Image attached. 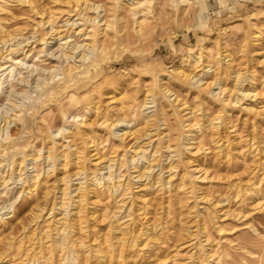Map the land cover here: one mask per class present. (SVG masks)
I'll list each match as a JSON object with an SVG mask.
<instances>
[{"label":"rangeland","instance_id":"1","mask_svg":"<svg viewBox=\"0 0 264 264\" xmlns=\"http://www.w3.org/2000/svg\"><path fill=\"white\" fill-rule=\"evenodd\" d=\"M33 1L37 6L35 12L29 6L6 3L7 8L12 10L0 12L4 28L14 34L21 33L23 37L26 34L27 36L36 35V37L40 34L37 38L48 37L45 36L48 27H44L42 22L52 17L56 20L53 21L56 22L55 27L59 26L58 29L62 31L61 35H65L66 28L69 27L64 25L67 19L65 17H68L64 14L69 7L63 5L67 0H58L60 1L58 3L53 0ZM90 2L102 4V8L107 12H101L99 19L102 17L112 23L110 29L100 34L104 35L103 38L107 37V34L112 35L106 39L107 43L111 40L108 44L110 46L100 52L98 57L95 53L91 54L93 65L82 64L81 70L76 73L78 76L74 74L70 82L65 83L66 88L64 84H61V80L57 79L51 86L43 90L38 87V90L35 87L36 80L40 76L48 77L49 68L63 60L64 66L71 64L75 67V62L73 59H65L64 55L62 58L57 57L63 51L70 53L67 45L65 46L68 49L59 46L57 37L49 39L50 43L46 46L47 52L42 51L46 48L40 42H33L34 38H30V42L23 43L25 51L19 52L21 53L19 57L25 58V53L31 55L24 59L27 63L23 69V76L27 77L30 69L35 71L27 78L30 83L16 87L18 91L28 90L29 93L23 96L22 93L11 92L10 85L5 82L0 94V115L12 108L11 102L24 103L25 106L19 110L24 113L22 122L11 128L13 136H0L1 170L6 175L12 171L13 166L17 169L18 176L22 178L21 180L17 177L20 180L16 178L5 188L0 187V257L5 255L2 261L0 260V264H26L29 260L30 264H52L48 262L50 251L48 247L46 248L48 239L45 234L52 225V220L60 217L58 230H56L57 240L63 239L68 234L72 235L76 242L74 247L77 248L78 245L77 250L80 255L88 257L86 264H102L94 253L86 252L89 248L105 246L104 241L111 239L116 233L107 215L109 207H107L101 185L95 186L98 197L93 198L96 200L95 203L92 199L93 192H90L92 186L85 191L88 193L85 198L89 197V201L85 199L84 203L79 202L75 209L69 194L65 195L64 203L57 204V201L61 195L59 192L61 177L70 176L82 166L88 174L72 177V186L73 188L88 185L90 187L91 179L106 175L107 170H100V167L104 166L109 158L120 161L113 164L115 167L111 170L112 174L124 177L125 180L123 179L122 182L131 181L134 187L135 203L133 206L136 208L133 207L130 212L132 217L126 211L129 205L120 210V214L127 217L124 221L127 220L126 222L129 223L128 218L131 217L134 220L132 228L135 225L136 228L143 227L148 233L156 235V239L150 240L149 245L144 247L146 242L142 237L139 241L142 247L139 244L138 249L132 252L133 258L127 261L128 264H199L204 257L202 248L199 247L201 245L197 244L204 240V232L207 230L212 238L215 237L213 239H216L215 243L218 244L216 247L220 253L222 252L224 259L228 261L236 259L234 264H246L250 256L248 253L254 247L244 242L245 237L258 236L261 240L264 239V208H256L257 203L260 205L264 203V0H196L198 5L194 4L191 9H183L185 8L183 6L180 15L170 3L155 0V9L163 14H159V17L163 18L161 17L158 23L147 15L146 17L151 23L153 22L152 25L156 26V29L149 31L146 39H142L141 42L130 44L118 41L114 36L116 31L124 25L127 26L122 29L126 32L120 30L123 35L125 33L135 34L136 20L128 8L129 0H117V2L116 0H91ZM48 7H51L50 11L56 8L53 11L55 15L52 11L49 12ZM60 9L63 10V12L60 11L62 13L59 12ZM87 12L88 16H97L92 11ZM76 18V16L73 17V20ZM88 27L94 26L87 23V25H81L79 29ZM94 28L96 32L100 31L99 27ZM77 29L76 26L75 30ZM84 31L85 29L79 34L73 33L76 42H87ZM0 35L4 34L1 32ZM124 46L134 52L125 49ZM199 52L203 53V57L207 60L208 67L206 68H211V71L205 73L204 65L198 63V60L184 63V70L209 81L214 78L220 80L228 88L235 87L237 82L235 75L240 73V79L243 81H239L237 85L241 84L250 91L256 89V92L260 94L253 99L254 101L246 100L244 103L242 100L240 103L226 105L209 94L202 93L198 88L181 82L175 71L176 65L184 55ZM224 57L225 59L222 60ZM28 66L29 68H26ZM251 75L254 77V82H251ZM31 82H33L32 85H30ZM162 86L171 89L180 101L184 102L182 105L184 108H178L174 102L164 97L163 99L156 97L161 108L157 102L149 103L152 107L147 109L141 106V100L144 98L142 92L153 90L154 93L160 95ZM217 87L218 83L214 84L213 89ZM136 95L139 96L137 100H132L133 96L137 97ZM247 104L253 106L258 113L248 111L245 108ZM85 105L91 107L89 112L85 109ZM189 111L192 112L187 114ZM64 113L86 115V123H89L90 119H95L96 116L98 119L103 117L108 121L124 119L125 122L119 124L113 130L114 132L109 133L99 124H96L93 129L88 125H78L73 121L66 122L62 119ZM189 115H192L191 123L198 124L192 132V137L196 142L193 152L183 147L185 143L183 132H186V128L181 123ZM219 116L222 120L220 127L218 129L210 127V123L216 122ZM154 117L156 118L153 119ZM57 127L71 129V133L68 134L70 137H67V140L71 142L57 138L60 141L59 144L63 145L59 147L56 156L70 154L67 166H64L63 161L59 159L50 162V165L43 159L48 149L53 146V140L56 139L51 136L50 130ZM128 131L133 134H126V140L121 144L120 135ZM81 134H85L86 141L91 142L90 148ZM149 134L153 135V140L149 139ZM136 141L148 150L144 158L136 156L137 166L139 168L154 166L148 178L133 179L126 165V156L127 158L132 156L130 148ZM150 141H152L151 144ZM254 142L257 149L251 148ZM67 144H73L75 149L71 151ZM200 144L206 148L205 152L198 151ZM167 145H170L171 149H168ZM90 151L91 154H89ZM95 153L96 156L90 159V155ZM29 154L36 158L32 163L27 160ZM85 155H87L86 159ZM97 157L99 158L95 159ZM21 161L25 163L20 165ZM97 162H100V165L94 164ZM174 165L178 166L173 172L174 177L171 178L170 183L162 187L161 180L169 181L170 172L168 170ZM196 165H199V168H207L208 178L203 180L201 176L194 179L191 169ZM200 174L202 172L195 175ZM259 177L262 181H259L261 179ZM254 183L262 185L260 190L263 192L259 191L257 195L250 196ZM11 206H15L14 211H11ZM61 206L66 210L62 211ZM38 208H44V211H42L40 220L36 221L33 219V214L39 212ZM76 212H78L77 215ZM65 213H68L69 217ZM71 219L74 221L72 222ZM219 225L223 226L224 232L217 231ZM198 239H201L200 242ZM19 245H23L22 248ZM27 249L30 251L26 252ZM37 251L42 252L36 254ZM56 257H62V254L56 252ZM70 258L72 259V256ZM81 264L84 263L81 261ZM115 264H125V262L119 259Z\"/></svg>","mask_w":264,"mask_h":264},{"label":"bare ground","instance_id":"2","mask_svg":"<svg viewBox=\"0 0 264 264\" xmlns=\"http://www.w3.org/2000/svg\"><path fill=\"white\" fill-rule=\"evenodd\" d=\"M55 3H58L60 1L58 0H53ZM64 1V0H63ZM91 1V0H90ZM88 0H67L64 2V5H67L69 7L68 10H65V14L64 15H68V17H65L67 19H65L64 21V25H68V29L66 28V33L65 35H61L62 31H60L58 29V27L56 28L54 24H56V22L54 23L53 21H56L54 20L52 17H49L47 20H45L44 22H42V25L45 27H48V30H46V34L45 36H48V37H43V38H37V37H40V34L39 36L36 37V35H28L26 34L25 37H23V35L21 36L20 34L21 33H16L14 34L11 33L10 31H7L5 28H4V25H2L1 23V20L2 18H0V34L1 32L4 34L3 36L0 35V94L2 93V90L4 89V83L5 82H8V85H10V89H11V92H14V93H22L23 96L24 95H27L29 92L28 90H24V91H18L16 89V87L21 84H28L30 83L29 80L27 79L29 76H31L33 73H34V69H30V71L28 72L27 74V77L23 76V69L25 68L26 66V61L24 59H26L27 56H31L27 53H25V58H20V54L19 52H24L25 51V48H23V43L25 41H28L30 42V38H34V41L33 42H40V44L43 45L44 48H46L45 50L41 49L43 52H47L48 49H47V45L48 43H50V38H54V37H57V40L59 39V46H63L64 48L66 47L65 45L68 46V48H70V53L68 52H62L61 55H58L57 57L58 58H62V55H64V58L65 59H73V62L74 63V66L73 65H63L62 62H64V60L57 64H55L53 67L49 68V76L48 77H39L37 80H36V84H35V87H41L42 90L44 88H47L48 86H51V84L59 79L61 80V84L65 86V83H68L70 82L71 78L74 76V74H76L79 70H81L82 68V64H91V66L93 65V62H91V54L92 53H95L96 56L98 57L99 53L102 52L104 49H106L109 44V41L107 43L106 39L111 35L108 36V34L106 35L107 37L103 38L104 35H100V34H103L102 31L106 32L108 30V28L110 29L112 26V23L108 22L109 20H104L102 17L101 19L100 18V15H101V12H107L104 10V8H102V4H97L95 2H90ZM119 1V0H118ZM157 1V0H156ZM165 2H168L172 5L173 8H175V10L177 11V14L180 15L181 12H182V7L184 6L185 8L183 9H191L193 8L194 4H196V0H164ZM17 3V4H20V5H24V6H29L31 7V9L35 12L37 10V6H36V2L34 3L33 0H0V12H8V11H11L12 9H8L7 6L5 5L6 3ZM117 2V0H116ZM164 2V5L166 4ZM123 3V2H122ZM160 3V2H159ZM16 4V5H17ZM114 4V3H113ZM158 4V3H156ZM162 4V2H161ZM160 4V6H161ZM9 5V4H8ZM62 5V4H61ZM121 5V4H119ZM198 5V4H196ZM12 6V5H11ZM71 6H73L71 8ZM104 6V5H103ZM113 6V5H112ZM125 6V5H124ZM159 6V5H158ZM13 7V6H12ZM20 7V6H19ZM59 7H62V6H59ZM126 7V6H125ZM11 8V7H10ZM51 8V7H48V9ZM115 8V7H114ZM128 8H130V12H132L133 14V18L136 20V28L134 29L135 30V34H127L125 33V35H123V30L122 28L123 27H126L127 25H124L121 29L123 30H117L116 31V35H114L118 41H124L125 43L127 44H130L132 42H141L142 39H146V36L148 35L147 33L149 31H152L156 26H153L151 21H149V19L146 17L147 15H150V17H152L156 22L159 21V19L162 17L160 16L159 17V12L158 10L155 9V0H129V6ZM158 8V7H157ZM162 9H164L163 7H160ZM45 9V8H44ZM64 9V8H63ZM66 9V8H65ZM56 10V8H55ZM53 10V11H55ZM92 11L93 13H95V15L97 14V16L95 17H91V16H88L87 15V11ZM126 10V9H125ZM165 10V9H164ZM47 11V10H46ZM52 11V10H51ZM50 9H49V12H51ZM52 11V13H53ZM63 10H59V12ZM161 11V10H160ZM60 12V13H62ZM123 12V11H122ZM126 12V11H125ZM11 13V12H9ZM39 13V12H38ZM41 13V12H40ZM55 13V12H54ZM53 13V14H54ZM128 13V12H127ZM12 14V13H11ZM43 14V13H41ZM47 14V13H46ZM106 14V13H105ZM55 15V14H54ZM60 15V14H59ZM120 15V14H119ZM123 14H121L122 16ZM160 15H163V14H160ZM185 15V14H184ZM48 16V14H47ZM50 16H52V14H50ZM77 17L75 20H73V17ZM105 16V15H104ZM128 16V14L126 15ZM186 16V15H185ZM15 17V16H14ZM108 17V16H106ZM113 17V16H112ZM115 17V16H114ZM55 18V17H54ZM58 18V17H57ZM82 18V20H81ZM163 18V17H162ZM45 19V18H44ZM56 19V18H55ZM64 20V19H63ZM76 20H81L80 22L76 21ZM128 20V19H127ZM151 20V19H150ZM58 21V20H57ZM116 21V20H115ZM3 22V20H2ZM41 23V21L39 22V24ZM63 23V22H62ZM87 23L93 25L94 27H102L104 26L102 29H100L99 32H96L95 31V28L94 27H88V28H84L85 31H84V34L86 36V39H87V42H84V43H79L78 41L76 42L73 38V33L75 34H79L80 31L84 30V29H79L81 25H87ZM114 23V22H113ZM117 23V22H116ZM128 23V22H127ZM159 23V22H158ZM80 24V25H79ZM123 24V23H122ZM60 25V23H59ZM63 25V26H64ZM77 26V30H75L76 26ZM158 25V24H157ZM117 28V27H116ZM98 29V30H99ZM129 29V27H128ZM156 29V28H155ZM154 29V30H155ZM88 30V31H87ZM17 31V30H16ZM94 32V33H91V32ZM130 31V30H129ZM20 32V31H19ZM120 32L122 34H120ZM126 32V31H124ZM128 32V31H127ZM37 32H35L36 34ZM150 33V32H149ZM152 33V32H151ZM83 35V34H82ZM100 35V37H98ZM112 36V35H111ZM20 37V38H19ZM23 37V38H21ZM84 37V36H83ZM85 39V38H84ZM111 39V38H110ZM114 39V38H113ZM109 40V39H108ZM82 42V41H81ZM116 43V42H115ZM124 43V44H125ZM123 44V45H124ZM126 44V45H127ZM71 46V47H69ZM42 47V48H43ZM67 48V47H66ZM67 48V49H68ZM125 49H128L130 50L131 52H134L133 50H131L130 48H126V46H124ZM109 49V48H108ZM63 50V49H62ZM38 51V50H37ZM41 51V52H42ZM105 51V50H104ZM30 52V51H29ZM35 53V52H34ZM39 53V52H38ZM37 53V54H38ZM51 54H54L53 52H51ZM221 54V53H220ZM34 55V54H33ZM40 55V54H39ZM44 55V54H43ZM46 55V54H45ZM56 55V54H54ZM206 55V54H205ZM204 55V56H205ZM37 56V55H36ZM221 56V55H220ZM39 57V56H38ZM37 57V58H38ZM93 58V57H92ZM34 59V58H33ZM39 59V58H38ZM225 59L222 58V60ZM190 60H198V63H201V65H204V72L205 73H209L211 70V68H206L208 67V65L206 64L207 60H205V58L203 57V53L199 52L197 54H188V55H184L181 59V61L176 65V73L178 75V78L181 79V82L183 83H186V84H189L191 86H194L195 88H198L200 91H202V93H207L209 94L210 96H212L213 98L217 99L219 102H222L226 105H229V104H236V103H240L242 102V100H244V103L246 100H252L254 101L253 99H255L257 97L258 94H260L259 92H256V89H253L252 91H250L248 88H245L243 87V85H237L239 81H243L242 79H240V73H236V77H237V82H236V85L234 88H228L227 86H225L223 83H221L220 80H217L214 79L212 81H209L203 78H201L200 76L194 74V73H190V72H187L186 70H184L183 68V65L184 63L190 61ZM68 61V60H67ZM66 62V60H65ZM91 62V63H90ZM98 62H99V59H98ZM78 63H81L78 65ZM196 63V61H195ZM101 65V64H100ZM228 65V64H227ZM21 68L20 70L18 69L19 67ZM30 66V65H29ZM26 67V68H29ZM35 66V65H33ZM37 68V66L35 67ZM96 68V67H95ZM84 69V68H83ZM43 70V69H42ZM18 71V72H16ZM213 72V71H212ZM17 73V74H16ZM89 74V72H88ZM78 76V74H76ZM17 76H19L17 78ZM84 76V75H83ZM88 76V75H87ZM76 77V76H75ZM84 78V77H82ZM251 82H254V77L251 75ZM75 80V79H74ZM77 80V79H76ZM33 82H31L30 85H32ZM218 83V87L216 89H213V86L214 84ZM7 85V86H8ZM67 85V84H66ZM69 86V85H68ZM18 87V88H19ZM67 86H65L64 88H66ZM70 87V86H69ZM38 88V90H39ZM72 89V88H71ZM53 90V88L51 89ZM64 91V89H62ZM61 90V91H62ZM144 98L141 100L142 102V107H144L145 109H147L148 107H152V106H149V103L151 102H157V98H160V99H163L162 97H164V99H168L169 101H172L174 102L178 108H184V102L180 101V98L169 88L165 87V86H162L161 88V94L159 95L158 93H154L153 90H149V91H144L142 92ZM137 96V95H136ZM61 97V95H60ZM134 98L131 99L132 100H137V97L133 96ZM142 98V97H140ZM133 101V102H134ZM165 101V100H164ZM139 102V101H138ZM140 102V103H141ZM60 103V102H59ZM76 103V102H75ZM78 103V102H77ZM76 103V104H77ZM80 103V102H79ZM173 103V104H174ZM12 104V108L13 110H6L5 111V114L1 113L0 115V118H1V121H0V136H6V137H12L13 134H12V127L13 126H18L20 125V123L22 122V118H23V115L24 113L20 112L19 110H22L25 106H24V103H13L11 102ZM159 108H161V105H160V102H157ZM89 105V104H87ZM132 105V104H131ZM156 106V105H155ZM163 107V106H162ZM120 108V107H119ZM124 108V107H123ZM129 108H130V105H129ZM134 108V107H132ZM165 108V107H164ZM227 108V107H226ZM248 111H253L254 113H258L257 110L253 107V106H250L249 104L246 105L245 107ZM26 109V108H25ZM85 109L87 110V112L90 111L91 107H88L85 105ZM93 109V108H92ZM140 109V108H139ZM228 109V108H227ZM142 110V109H141ZM24 111V110H23ZM96 111V110H95ZM11 112V113H10ZM61 112V111H60ZM59 112V114H60ZM192 111H189L187 112V114H190ZM183 113V112H182ZM58 114V115H59ZM181 114V113H180ZM61 115V114H60ZM59 115V116H60ZM155 116V115H154ZM185 116V115H184ZM106 117V116H105ZM113 118V117H112ZM156 117H154L153 119H155ZM220 116L216 118V122H211L210 123V127L212 128H216L218 129L221 125V121L220 120ZM66 122H70V121H73V122H76V124L78 125H88L90 126L91 128L95 129V125L96 124H99V126L101 127H104L108 130V132H114L113 130L121 123L125 122L124 119H115V120H112V121H108L106 118L104 119L103 117L101 118H97V116L95 117V119H90V122L89 123H86L87 121V117L86 115H81V114H66L64 113L63 114V118ZM178 119V117H177ZM162 120V119H161ZM188 120V123H186V121ZM192 115L190 116H186L185 120L181 123L183 125V127H185L186 129V132L184 133L183 132V135H184V138H185V143L183 144V147L190 151V152H193V148H194V144L196 143L195 140H194V137L192 132L193 130L195 129V126L198 125V124H193L191 123L192 121ZM160 121V120H158ZM163 121V120H162ZM190 121V122H189ZM153 122V121H152ZM165 122V121H164ZM180 122V121H179ZM153 126V125H152ZM71 127V126H70ZM97 127V126H96ZM197 127V126H196ZM157 128V127H156ZM92 130V129H91ZM83 131V130H81ZM80 131V132H81ZM156 131V129H155ZM158 131V129H157ZM2 133V134H1ZM50 133H51V136H53V138L55 140H53V146L50 147L46 153V155L43 157V159L46 161V162H49V165H50V162H54L56 159H59V160H62L63 161V165L64 166H67L68 164V161H69V155H63V156H59L57 157L56 156V152L59 150V147H61L62 145L59 144L60 141H58L57 138H62L63 140H66L68 142H71V140H67V137H70L68 134L71 133V129L69 127H57V128H53L50 130ZM68 136H67V135ZM129 134H133V133H130L129 131L128 132H124L120 135V142L121 144L124 143V141L126 140V136ZM157 134V133H155ZM160 134V133H159ZM74 135V134H73ZM79 135V134H78ZM82 135V134H81ZM85 135V134H84ZM84 135H82V137L84 138V140L86 141V138L84 137ZM149 139H152V136L151 134H149ZM73 137V136H72ZM75 137V136H74ZM3 138V137H2ZM88 138V137H87ZM163 139V137H162ZM171 139V138H170ZM153 140V139H152ZM155 140V139H154ZM62 142V141H61ZM152 141H150V144H151ZM200 142V141H199ZM66 143V142H64ZM91 142L90 141H86V145L89 146H92V144H90ZM170 143V142H169ZM120 144V145H121ZM126 144V143H125ZM202 144V143H201ZM198 145V151L199 150H203V152H205L206 148H204V145ZM119 145V146H120ZM124 145V144H123ZM67 146L69 147V149L74 150V145L71 144V145H68ZM76 146V145H75ZM130 147V146H129ZM133 147V149H132ZM168 149H171V146L170 145H167L166 146ZM254 147L255 149H257V147H255V142L251 144V148ZM96 148V147H95ZM109 148V146H108ZM127 148V147H126ZM160 149V148H159ZM94 150V149H93ZM130 150H132V156L127 158L126 156V165H128V170L130 171V177H132L133 179H136V178H148V176H150L151 172L153 171L154 169V166H151L150 168L148 167H144L142 166V168H139L137 166V158L136 156H139V157H142L144 158L145 157V153H146V150L145 148H143L142 146H140L138 144V141H136L130 148ZM113 151V150H112ZM110 151V152H112ZM196 151V152H198ZM263 151V149H262ZM40 152V151H38ZM148 152V150H147ZM183 152V151H181ZM89 153V152H88ZM154 153V152H153ZM91 154V151L90 153ZM112 154V153H111ZM117 154V153H116ZM121 154V153H120ZM140 154H142L140 156ZM59 155V154H57ZM62 155V154H61ZM88 155V154H87ZM87 155L84 156V158L86 157L87 158ZM109 155V154H108ZM115 155V154H114ZM127 155V154H126ZM153 155V154H151ZM72 156V155H71ZM94 156H96V153L93 154V155H90V159L93 158ZM121 156V155H120ZM125 156V154L123 155ZM29 157V158H28ZM78 157V156H77ZM28 158V159H27ZM27 160L31 161H34L36 158L33 157L32 154H29L27 155ZM82 158V157H79V159ZM85 158V159H86ZM99 157L95 158V159H98ZM157 158V157H156ZM183 158V157H182ZM78 159V160H79ZM83 160V158L81 159ZM88 160V159H87ZM120 162L119 160L117 159H113V158H109L108 160H106V164L104 166H101L100 167V170L102 169H106L107 172L106 175H103V177L101 178H96L95 179H91V185L90 187L88 186H78V187H75L73 188L72 186V177L74 176H81V175H85L87 176L88 172L85 170L84 167L81 166V168H79L78 170H75L70 176H66V177H61L59 179V181L61 182V187L59 188V192L61 193V195L59 196V201H57V204H62L65 202V195L69 194L70 197H72V204L74 203V209L77 207L76 205L80 202L84 203L86 200L85 199H88L89 201V197L85 198L86 196V193L85 191L87 190V188H92L90 189V192H93V196H92V199L93 198H98L97 197V191H96V187L97 185H101V188H103V192L105 194V199H106V202L108 204L107 207H109V211H108V216L111 220V224H113L114 226V231L116 232L114 236L111 237V239H106L104 242H105V246L102 247V245H99L98 247L96 248H89V250H87L86 252L89 254V253H94V256L100 260L102 262V264H115L116 261H118L119 259H122L125 264H128L127 261H129L130 259L133 258V254L132 252H135L138 247H139V244L141 246V242H139L142 237H144V242H146L144 246H148L149 244V241L150 240H153V239H156V235L153 234V233H148L147 230H145L146 228H136V225L134 226V228H132V225H134V220L131 215V211L133 209V206L134 203H135V194L133 193V185L131 184V181H126V182H122V180L124 179L119 177V176H114L111 172V170L113 169V164H115L116 162ZM148 161V160H147ZM71 162V161H70ZM22 163H25L24 161L20 162L19 164L21 165ZM56 163V162H55ZM77 163V162H76ZM100 162H97V163H94V164H97V165H100L99 164ZM122 163V162H121ZM154 163V162H153ZM123 165V164H122ZM197 166V167H196ZM194 166V168L191 169V174L192 176L195 178H200L201 176L203 180H205L206 178H208V170L207 168L204 169V168H199L198 166L199 165H196ZM33 167V166H32ZM123 167V166H122ZM177 165H174V166H170L169 168V181H166L164 179L161 180V186L164 187L166 185V183H170L171 181V178L174 177L173 175V172L177 169ZM23 168V167H22ZM54 168V167H53ZM65 168V167H64ZM91 169V168H90ZM96 170V169H95ZM99 170V171H100ZM127 170V168H126ZM8 171V170H7ZM6 171V172H7ZM49 171V170H48ZM21 172V171H20ZM199 172H202V174L200 175H195ZM5 172H3L0 168V187H6V185L8 186V183L10 184V182L12 180H16L17 177L20 178V175L18 176V171L17 169H14L13 166H12V171L9 173H7L6 175L4 174ZM118 173V172H117ZM137 173V174H136ZM39 175V174H38ZM258 175V174H257ZM126 176V175H125ZM171 176V177H170ZM191 176V177H192ZM259 176V175H258ZM257 176V177H258ZM22 177V176H21ZM32 177V176H31ZM37 177V176H35ZM185 177V176H183ZM187 177V176H186ZM17 178V180L19 179ZM92 178V177H91ZM155 178V177H154ZM261 178V177H259ZM22 180V178H20ZM19 179V180H20ZM38 179V178H37ZM36 179V180H37ZM81 179V178H80ZM185 179V178H184ZM201 179V180H202ZM30 180H32V178H30ZM35 180V181H36ZM90 180V179H89ZM125 180V179H124ZM34 181V180H33ZM259 181H262V178L259 180ZM82 182V181H81ZM89 182V181H88ZM179 183V182H178ZM259 183V182H258ZM12 185V184H11ZM80 185V184H79ZM148 185V184H147ZM172 185V184H171ZM178 185V184H177ZM94 186V187H93ZM195 186V185H194ZM262 186V185H260ZM258 184L254 183V186H253V191L252 193H250V196L251 195H255L257 192L259 191H262L260 190L261 187H260ZM2 187V188H3ZM138 187V186H137ZM179 187V186H178ZM37 188V187H36ZM98 188V187H97ZM100 188V187H99ZM176 188V187H175ZM201 188V187H200ZM7 189V188H6ZM179 189V188H178ZM172 191V190H171ZM5 192V191H4ZM3 192V193H4ZM29 191H27L28 193ZM263 192V191H262ZM26 193V194H27ZM182 193V192H181ZM29 194V193H28ZM88 194V193H87ZM196 194V193H195ZM47 195V194H46ZM257 195V194H256ZM101 196V195H100ZM177 196V195H176ZM180 196V195H179ZM178 196V197H179ZM45 197V196H44ZM57 198V197H56ZM146 198V197H145ZM91 199V197H90ZM91 199V200H92ZM129 199V201L127 200ZM199 199V198H198ZM258 199V198H257ZM54 200V199H53ZM52 202L54 203L55 201ZM85 200V201H84ZM94 200V199H93ZM92 200V201H93ZM84 201V202H83ZM87 201V202H88ZM145 201V200H144ZM244 201V200H243ZM94 203L96 202V200L93 201ZM146 202V201H145ZM93 203V204H94ZM197 203V202H196ZM55 204V203H54ZM111 204V206H110ZM146 205V203H144ZM86 205V204H85ZM116 207L115 209H113L112 207L113 206ZM126 205H129L128 207V210L126 209V211L131 215V217L128 218V221H130L129 223H127L124 219H127V217L125 218L124 216H122L120 214V210L123 209ZM64 206V205H63ZM62 207V206H61ZM53 208V207H52ZM106 208V207H105ZM136 208V207H135ZM256 208H259V209H262L264 208V203L260 205V203H257L256 204ZM12 209L11 211H14L15 210V206H11ZM64 209L66 210V208H61L62 211H64ZM139 209V208H138ZM37 210H39V212H34L33 214V219H35L36 221L40 220V218L42 217V211H44V208H38ZM54 210V209H53ZM79 210V209H78ZM77 211V210H76ZM123 211V210H122ZM135 211V210H134ZM260 211V210H259ZM67 212V211H66ZM75 212V211H74ZM72 213L73 215L75 213ZM63 214V212H61ZM78 212H76V215H77ZM264 213V212H263ZM67 216L69 215L68 213H65ZM104 214V213H103ZM128 215V214H127ZM137 215V214H136ZM238 215V214H237ZM236 215V216H237ZM244 214H242L243 216ZM57 216V215H56ZM129 216V215H128ZM63 217V216H62ZM69 217V216H68ZM61 218V217H60ZM60 218L59 219H54L52 220V225L49 226L48 228V232L46 231V234H45V237L46 239H48V245L46 246V248L48 247L49 251H50V256L48 257V262H51L52 264H81V261L86 264V260L87 258L83 257L80 255V253L78 252L77 248H78V245H77V248H75V239L72 235H67V236H64L63 239L61 240H57V236L58 234L56 233L58 230V223H60ZM245 218V217H244ZM68 219V218H67ZM44 220V218H43ZM72 221V219H71ZM74 221V220H73ZM72 221V222H73ZM65 222V221H64ZM202 222V221H201ZM65 224V223H64ZM205 224V223H204ZM248 224V223H247ZM62 226V225H61ZM148 226V225H147ZM209 226V225H208ZM51 227H55V228H51ZM218 229L217 231L220 232V231H223L224 229L222 227L217 226ZM204 228V227H203ZM202 228V229H203ZM113 229V228H112ZM154 231V230H153ZM256 231V229H255ZM162 232V231H161ZM208 230L205 233L204 235V240H202L200 243H198L197 245L199 246V244L201 246H199L200 248H202V253H203V257L204 259H202V262H200L201 264H234L233 262L236 260H233V261H228L226 259H224V255L222 256V252L220 253L219 252V249H217L218 247V244L216 245V239H213L215 237L212 238V236L207 233ZM224 232V231H223ZM156 233V232H155ZM202 233V232H201ZM212 233V232H211ZM261 233V232H260ZM262 234V233H261ZM107 235V234H106ZM260 236V235H259ZM262 236V235H261ZM110 237V235H109ZM263 237V236H262ZM41 238V237H40ZM104 238V237H103ZM201 238V237H200ZM24 239V238H23ZM26 239V238H25ZM35 239V238H34ZM93 240V238H90ZM116 239V242H114ZM158 239V238H157ZM29 240V239H28ZM159 240V239H158ZM264 240V239H263ZM263 240L260 239V237L258 236H255V237H245V243L247 244H252L253 245V249L251 251H249L248 253V256L249 258L246 260V264H264V242ZM21 242V241H20ZM23 242V241H22ZM21 242V243H22ZM28 242V241H27ZM26 242V243H27ZM39 242V241H38ZM42 242V241H41ZM139 242V243H138ZM162 242V241H161ZM168 243V242H166ZM151 244V243H150ZM153 244V243H152ZM246 244V245H247ZM262 244V245H260ZM12 245V244H10ZM15 245V244H14ZM21 245V244H20ZM19 245V246H20ZM24 245V244H23ZM22 245V246H23ZM26 245V244H25ZM161 245V244H160ZM192 245V244H191ZM18 248H22V246H20ZM31 246V245H30ZM91 246V245H90ZM89 246V247H90ZM217 246V247H216ZM248 246V245H247ZM142 247V246H141ZM26 248V247H25ZM29 248V247H28ZM146 248V247H145ZM151 248V247H150ZM221 248V247H220ZM140 249V248H139ZM152 249V248H151ZM159 249V248H158ZM20 250V249H18ZM35 250V248H34ZM86 250V249H85ZM249 250V249H248ZM30 251V250H29ZM28 249L26 250V252H29ZM48 251V252H49ZM42 251H37L36 254H39L41 253ZM56 252L57 253H61L62 254V257H56ZM85 252V253H86ZM101 252V253H100ZM145 252V251H144ZM24 253V252H23ZM35 253V252H34ZM35 254V255H36ZM87 254V256H88ZM139 254V252L137 253ZM136 254V255H137ZM3 255V254H2ZM72 256V259L70 258ZM163 255V254H162ZM5 256V255H4ZM3 256V257H4ZM230 256V255H229ZM3 257H0V260L2 261ZM36 257V256H35ZM81 257V258H80ZM137 257V256H136ZM163 257V256H162ZM189 257V256H188ZM199 257V256H198ZM228 257V256H226ZM191 258V257H189ZM231 258V257H230ZM135 259V257H134ZM133 259V260H134ZM193 260V259H192ZM191 260V261H192ZM30 261V260H29ZM29 261L26 262V264H30ZM164 261V260H163ZM239 261V260H238ZM86 262V263H85ZM99 262V261H98ZM97 262V263H98ZM195 262V260H194ZM198 262V261H196ZM236 262V261H235ZM100 263V262H99ZM193 263V261H192ZM199 263V264H200Z\"/></svg>","mask_w":264,"mask_h":264}]
</instances>
